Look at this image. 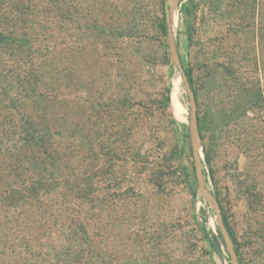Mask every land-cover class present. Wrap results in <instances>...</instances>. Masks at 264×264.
<instances>
[{
	"label": "rangeland",
	"instance_id": "1",
	"mask_svg": "<svg viewBox=\"0 0 264 264\" xmlns=\"http://www.w3.org/2000/svg\"><path fill=\"white\" fill-rule=\"evenodd\" d=\"M61 1L0 41V264H264V0Z\"/></svg>",
	"mask_w": 264,
	"mask_h": 264
},
{
	"label": "trees",
	"instance_id": "2",
	"mask_svg": "<svg viewBox=\"0 0 264 264\" xmlns=\"http://www.w3.org/2000/svg\"><path fill=\"white\" fill-rule=\"evenodd\" d=\"M27 2L28 3H23V1H17L11 5L10 11H13L14 20L12 22L14 23H12V26H10L9 28L5 30H0V41L2 43L7 44L8 62L11 60L12 54L20 56L21 60L26 57L25 55L29 57L31 56L32 52H30L29 49H25L26 46L32 45V42H36V40L33 39H37L35 38L36 33L34 31H31V28L36 29L38 35H43L48 39H51L53 36L52 14L53 12H55V7L59 6V2L62 3V1L28 0ZM162 4L164 7V20H166V7L170 5L168 4V0H163ZM61 5L64 6V3H62ZM8 25L9 24H7V26ZM184 72L189 78L191 85H193L191 69L186 68ZM18 78L20 79L19 76ZM32 81L33 80H31L30 83ZM34 84H36L39 89L42 88L41 82L36 81V83L34 82ZM193 90L196 94V89L194 86ZM1 177L2 176H0V181L2 180ZM14 194L15 192H13V195ZM225 223L230 231L227 221H225ZM230 234L234 240V236L231 231ZM211 243L214 248L217 249L218 252H221V243L218 239V236L213 235V238H211Z\"/></svg>",
	"mask_w": 264,
	"mask_h": 264
},
{
	"label": "water",
	"instance_id": "3",
	"mask_svg": "<svg viewBox=\"0 0 264 264\" xmlns=\"http://www.w3.org/2000/svg\"><path fill=\"white\" fill-rule=\"evenodd\" d=\"M168 4H170V0H168ZM166 12H167V20L170 21V6H167V7H166ZM172 50H173V53H174V54L176 55V57H177V64H178V67H179V69H180L181 72H182L183 78H184V80H185V82H186V84H187V87H188V89H189V92H190V95H191V98H192L193 111H192V122H191V126H192V129H193L194 124H195V121H196V111H195L196 108H195V100H194V96H193L192 90H191V88H190V85H189V82H188L187 76H186V74H185V72H184V70H183V67H182L181 64H180V60H179V58H178L177 51H176V48H175L174 45H173V47H172ZM193 140H194V148L196 149L195 139H193ZM196 157H197V159H198V169H199V178H200V181H201V188H202L203 191L205 192V188H204V186H203V184H202V163H201V160H200V158H199L197 152H196ZM205 193H206V192H205ZM206 195H207V193H206ZM218 215H219V220H220V226H221L222 232H223V234H224V236H225V238H226V241H227V244H228V246H229L230 252L232 253V256H233V258H234V263L237 264L236 259H235V255H234L233 243H232L231 236L229 235V233H228V231H227V229H226V227H225V225H224V223H223V220L221 219L220 214H218Z\"/></svg>",
	"mask_w": 264,
	"mask_h": 264
},
{
	"label": "bare ground",
	"instance_id": "4",
	"mask_svg": "<svg viewBox=\"0 0 264 264\" xmlns=\"http://www.w3.org/2000/svg\"><path fill=\"white\" fill-rule=\"evenodd\" d=\"M171 1H172V7L174 8V7H175V4H176V2H177V0H171ZM176 5H177V4H176ZM175 9H177V8H175ZM176 12H177V11H176ZM177 18H178V17H177ZM173 96H174L173 103H174V107H175V109H176L177 111L182 112V111H183V106H182V104L180 103V101L178 100L176 92H174Z\"/></svg>",
	"mask_w": 264,
	"mask_h": 264
}]
</instances>
